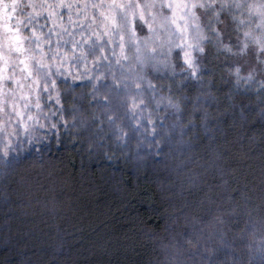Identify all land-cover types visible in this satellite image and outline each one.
Here are the masks:
<instances>
[{
	"label": "clouds",
	"instance_id": "1",
	"mask_svg": "<svg viewBox=\"0 0 264 264\" xmlns=\"http://www.w3.org/2000/svg\"><path fill=\"white\" fill-rule=\"evenodd\" d=\"M0 264H264V0H0Z\"/></svg>",
	"mask_w": 264,
	"mask_h": 264
}]
</instances>
